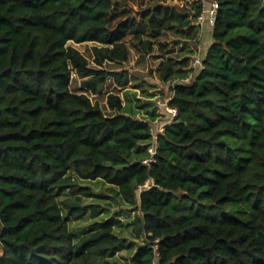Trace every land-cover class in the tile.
<instances>
[{"label": "trees", "instance_id": "1", "mask_svg": "<svg viewBox=\"0 0 264 264\" xmlns=\"http://www.w3.org/2000/svg\"><path fill=\"white\" fill-rule=\"evenodd\" d=\"M129 1L0 0V264H121L134 246L117 216L99 220L110 211L87 198L105 196L84 181L136 213L143 243L127 264H264V0H217L193 74L189 58L163 59L177 115L156 138L155 114L121 96L129 71L107 64L165 50L170 35L199 53L204 2L150 0L133 15ZM69 42L96 44L95 66ZM105 95L109 112L91 98Z\"/></svg>", "mask_w": 264, "mask_h": 264}, {"label": "rangeland", "instance_id": "2", "mask_svg": "<svg viewBox=\"0 0 264 264\" xmlns=\"http://www.w3.org/2000/svg\"><path fill=\"white\" fill-rule=\"evenodd\" d=\"M152 1L156 2V0ZM152 1L146 0L144 4H141V0H130L127 5L128 8L132 10L131 13L133 15H137L139 10L148 7L149 3H151ZM191 1L192 0H190V2ZM187 2L188 0H170L165 3L186 7L188 6ZM163 41L166 45L165 50L155 51L154 53L146 57L140 56L137 51L132 50L130 60L128 63L124 64V67L117 64H107V67L112 70L118 69L123 72V69L125 68L129 71L131 82L127 86V88H122L121 96L124 97L126 101L128 98H131L134 110L138 109L139 111L137 115L147 116V111L153 112L155 115L154 121L152 122L157 129H163V127L161 128V126L166 124L168 120L172 118V114L166 109L167 101H163L164 99L166 100L168 96H170V90L168 86L162 87L161 85L158 73L160 63L163 61V59L166 58H173L174 61H181L189 58V67L187 68L186 72H189V74H193V68L195 67L194 62L196 58L200 57L201 54L199 51V53H196L194 55H188L189 52L193 50V46L191 43H189V41H185L184 39L175 38L170 35L169 38L163 39ZM68 44L81 51L89 59L92 66H95L93 47L96 46V44L92 42L81 44L69 42ZM182 48L185 49L181 50ZM81 82L82 79L74 73L72 77L71 88L76 92H80ZM108 86V90L110 91L113 88H116L113 81H110ZM91 98L94 103H100L102 109L105 110V112H109L106 105V95L101 97L91 96ZM138 102H141V104H143V106H146L147 109L149 106V110L146 111L144 110V108L138 107ZM128 104L130 105V102H128ZM82 183L83 185L93 188V191L95 193L105 196L104 198H87L88 203H101L110 211L109 214H104V216L99 218V220L106 219L109 216H117L120 219V224L116 229V233L121 236L125 245L133 244L134 247L132 250H130L128 247H125L121 252H119L118 257L115 259V262L117 261L121 264H127L135 248L139 244L143 243V238L136 237L132 234L133 227L130 226L135 221L136 213L133 211V209L124 204L122 200L117 196L109 193L107 191L108 186L104 183H101V181H84ZM226 209L228 211L238 210L239 206H237V204L230 203L226 205ZM70 223H72L70 225L74 234V239L76 242H78L80 238L79 233H82L85 227L89 225L90 221Z\"/></svg>", "mask_w": 264, "mask_h": 264}, {"label": "built area", "instance_id": "3", "mask_svg": "<svg viewBox=\"0 0 264 264\" xmlns=\"http://www.w3.org/2000/svg\"><path fill=\"white\" fill-rule=\"evenodd\" d=\"M204 2V9L201 15L198 17L197 24L200 25L201 27L208 26L211 29L215 26L216 19H217V14H218V8H219V3L217 0H203ZM201 63L200 57L196 58L194 65H198ZM166 109L172 114V117H175L177 115V110L174 108H171L168 105V102L166 103ZM170 122V121H168ZM165 127V124L161 126V128ZM163 129H157L155 127V130L153 131L154 137L156 138L157 133L163 131ZM150 152L152 154L155 153V148L152 147L150 148ZM149 160H146L148 162Z\"/></svg>", "mask_w": 264, "mask_h": 264}, {"label": "crops", "instance_id": "4", "mask_svg": "<svg viewBox=\"0 0 264 264\" xmlns=\"http://www.w3.org/2000/svg\"><path fill=\"white\" fill-rule=\"evenodd\" d=\"M211 35H212V29L208 26H204L202 27V45H201V52L200 53H204L208 46L210 45L211 43ZM144 110H149V106H148V109L145 108Z\"/></svg>", "mask_w": 264, "mask_h": 264}]
</instances>
